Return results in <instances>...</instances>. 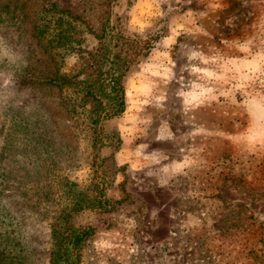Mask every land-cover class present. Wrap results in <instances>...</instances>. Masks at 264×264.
<instances>
[{"label": "rangeland", "instance_id": "obj_1", "mask_svg": "<svg viewBox=\"0 0 264 264\" xmlns=\"http://www.w3.org/2000/svg\"><path fill=\"white\" fill-rule=\"evenodd\" d=\"M10 1L17 18L0 15V221L20 244L13 264H48V222L65 203L56 182L50 199L34 194L35 165L52 156L58 176H90L88 134L59 104L65 90L14 77L78 67L75 51L34 35L46 22L53 33L52 2L70 11L85 48L107 23L163 35L128 72L125 110L103 124L120 138L101 153H112L107 194L121 201L74 216L95 228L81 264H264V0Z\"/></svg>", "mask_w": 264, "mask_h": 264}, {"label": "trees", "instance_id": "obj_2", "mask_svg": "<svg viewBox=\"0 0 264 264\" xmlns=\"http://www.w3.org/2000/svg\"><path fill=\"white\" fill-rule=\"evenodd\" d=\"M1 3L0 15L4 12L6 16L11 14L13 18H17L10 10L12 5L10 0ZM24 6V3L19 5L22 11ZM51 9L60 13L58 21L55 19L53 33L48 31L49 26L46 22L34 27V35L41 42L42 38L49 34L47 44L65 46L75 51L78 54V67L70 74L53 76H36L32 71L15 70L14 77L19 85H38L43 88L65 90L66 93L59 104L73 117L75 126L81 124V131L88 134L84 136L88 139L89 147L87 164L90 176L87 184L80 185L75 180L55 174L56 162L50 156L48 159L43 158L44 169L41 166L37 167L39 162L35 165L32 186L34 194L44 195L50 199L53 195V182H56L61 187V196L65 198V203L50 216L48 222L51 239L48 264H81L82 247L93 235L95 228L91 225H76L74 216L85 209L108 212L121 201L113 200L107 194L108 183L104 180V167L112 153L109 156L101 153L103 148L120 142V138L106 134L103 124L125 110L128 72L150 55L163 35L154 33L142 37L138 34H126L115 25L107 23L102 24L99 30L94 32L98 42L95 47L89 49L80 44L79 35L82 30L70 21V11L65 8L58 9L53 2ZM23 15L24 12L21 16ZM4 19L2 17L0 21ZM27 137L35 142L45 139V136ZM5 157L2 151L0 158ZM2 182L3 178L0 183ZM3 196V190L0 188V205ZM3 227L4 221H0V264H13L15 259L19 258L16 255L18 254L16 247L20 244L10 234L12 231Z\"/></svg>", "mask_w": 264, "mask_h": 264}]
</instances>
